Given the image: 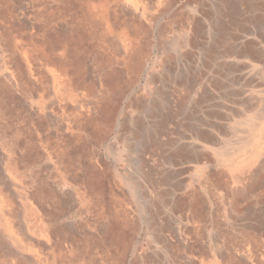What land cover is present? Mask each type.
Masks as SVG:
<instances>
[{
  "label": "rangeland",
  "instance_id": "rangeland-1",
  "mask_svg": "<svg viewBox=\"0 0 264 264\" xmlns=\"http://www.w3.org/2000/svg\"><path fill=\"white\" fill-rule=\"evenodd\" d=\"M0 205V264H264V0H0Z\"/></svg>",
  "mask_w": 264,
  "mask_h": 264
},
{
  "label": "crops",
  "instance_id": "crops-1",
  "mask_svg": "<svg viewBox=\"0 0 264 264\" xmlns=\"http://www.w3.org/2000/svg\"><path fill=\"white\" fill-rule=\"evenodd\" d=\"M228 30H229L228 35L226 37H224L223 39H221V42L223 45H219L216 43V52H215L214 56H216V57H229V58H231V57H246V54H247L246 52H235L234 48L231 47L229 44L230 41L234 42V41H238V40H244L246 38L243 36H240V34L237 33V31L232 32L231 31V30H233L232 28H230ZM243 31L245 32V34H248V35L251 34L246 29H244ZM252 45H253V43H252ZM222 48L225 49L224 52L221 50ZM251 48L255 49V47H253V46H251ZM209 126L214 127V128L217 127L214 124H210ZM194 135L195 136H193L192 139L199 140L200 142H202L204 144H211V145L217 144V136H215L213 133L203 131V132H195ZM176 154L181 159L191 160V162H194V161L198 162L199 157L197 156V154H194V153L190 154L184 147L178 148L176 151Z\"/></svg>",
  "mask_w": 264,
  "mask_h": 264
},
{
  "label": "bare ground",
  "instance_id": "bare-ground-1",
  "mask_svg": "<svg viewBox=\"0 0 264 264\" xmlns=\"http://www.w3.org/2000/svg\"><path fill=\"white\" fill-rule=\"evenodd\" d=\"M135 12H136V11H135ZM135 12H134V13H135ZM133 20H134V19H133ZM212 140H213V139H212ZM15 241H16V240H15ZM25 249H26V248H25ZM21 250H22V249H21ZM20 252H21V251H20ZM24 253H25V252H24ZM8 256H9V255H8Z\"/></svg>",
  "mask_w": 264,
  "mask_h": 264
}]
</instances>
